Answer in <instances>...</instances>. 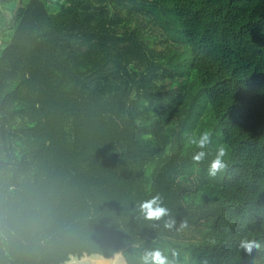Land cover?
Returning a JSON list of instances; mask_svg holds the SVG:
<instances>
[{
	"label": "trees",
	"instance_id": "obj_1",
	"mask_svg": "<svg viewBox=\"0 0 264 264\" xmlns=\"http://www.w3.org/2000/svg\"><path fill=\"white\" fill-rule=\"evenodd\" d=\"M0 24V264H264L240 249L264 244V0H0Z\"/></svg>",
	"mask_w": 264,
	"mask_h": 264
},
{
	"label": "clouds",
	"instance_id": "obj_2",
	"mask_svg": "<svg viewBox=\"0 0 264 264\" xmlns=\"http://www.w3.org/2000/svg\"><path fill=\"white\" fill-rule=\"evenodd\" d=\"M189 143L197 149L193 153L192 159L196 163H201L207 158V147L211 144V132L203 130L199 134H192L189 137ZM226 150L223 146L217 150L216 158L210 163L209 174L215 176L218 172L226 167L224 157ZM140 210L144 218L149 221H159L169 215V211L163 206L162 198L159 195L153 196L151 199L143 201L140 204ZM165 227L172 229L175 227V221H166ZM181 227H186L182 224ZM240 249L249 256H252L254 251L264 250V244L256 239L244 238L240 241ZM87 264H123L122 254L120 252L110 251L107 256L102 254H93L91 257L86 258ZM64 264H73L70 257L64 261ZM135 264H184L181 260L180 253L171 250L170 254H166L159 248L145 250L137 259ZM255 264V258L253 259Z\"/></svg>",
	"mask_w": 264,
	"mask_h": 264
},
{
	"label": "rangeland",
	"instance_id": "obj_3",
	"mask_svg": "<svg viewBox=\"0 0 264 264\" xmlns=\"http://www.w3.org/2000/svg\"><path fill=\"white\" fill-rule=\"evenodd\" d=\"M8 40H9L8 38H3L4 42H7ZM157 248H159L161 251H164L166 254H170L171 250L178 251L180 253L181 260L184 261V264H189L188 262H189L190 258L185 254V251H183L182 249L171 248V247L166 246V245H161V246H159ZM150 249H155V248L153 247V245H149V246L145 247L144 249L136 250L135 252L142 254L145 250H150Z\"/></svg>",
	"mask_w": 264,
	"mask_h": 264
}]
</instances>
